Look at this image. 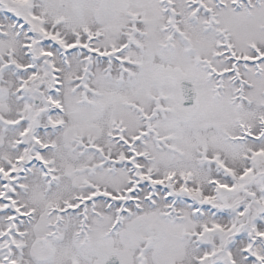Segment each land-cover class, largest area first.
Masks as SVG:
<instances>
[{
	"label": "snow or ice",
	"instance_id": "6c2138e0",
	"mask_svg": "<svg viewBox=\"0 0 264 264\" xmlns=\"http://www.w3.org/2000/svg\"><path fill=\"white\" fill-rule=\"evenodd\" d=\"M0 264H264V0H0Z\"/></svg>",
	"mask_w": 264,
	"mask_h": 264
}]
</instances>
